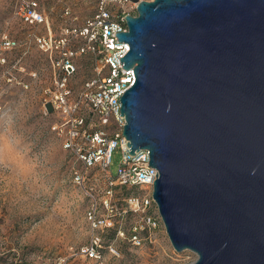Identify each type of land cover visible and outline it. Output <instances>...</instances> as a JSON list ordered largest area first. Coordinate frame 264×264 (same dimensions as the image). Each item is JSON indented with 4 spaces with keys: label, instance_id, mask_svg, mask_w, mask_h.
<instances>
[{
    "label": "water",
    "instance_id": "water-1",
    "mask_svg": "<svg viewBox=\"0 0 264 264\" xmlns=\"http://www.w3.org/2000/svg\"><path fill=\"white\" fill-rule=\"evenodd\" d=\"M136 81L121 97L130 153L193 264H264V0H129Z\"/></svg>",
    "mask_w": 264,
    "mask_h": 264
},
{
    "label": "rangeland",
    "instance_id": "rangeland-1",
    "mask_svg": "<svg viewBox=\"0 0 264 264\" xmlns=\"http://www.w3.org/2000/svg\"><path fill=\"white\" fill-rule=\"evenodd\" d=\"M39 1L54 34L63 26L84 25L97 13V0ZM17 3L0 0V42L8 34L20 43L5 53L6 63L0 64V264H60L63 260L66 264H193L194 252H177L172 246L157 206L149 213L158 218L159 226L151 234H141V246L130 240L139 213L124 217V237L116 229H93L87 218L92 203L88 192L92 188L99 203L104 200V173L94 170L91 175L96 181L91 179L85 188L74 182L73 167L79 163L64 149L53 128L58 116L44 102L43 91L53 85L54 69L29 37L39 28L16 17ZM66 7L71 8V17L65 15ZM77 62L79 72L71 81L76 94L96 76L98 66L92 55H83ZM121 160L117 148L110 167L113 177ZM133 193L150 190L126 192L117 187L116 202L125 207ZM108 214L102 208L99 217ZM97 236L103 254L98 261L80 252Z\"/></svg>",
    "mask_w": 264,
    "mask_h": 264
},
{
    "label": "built area",
    "instance_id": "built-area-1",
    "mask_svg": "<svg viewBox=\"0 0 264 264\" xmlns=\"http://www.w3.org/2000/svg\"><path fill=\"white\" fill-rule=\"evenodd\" d=\"M97 13L81 26H63L53 33L51 20L39 0H18L15 15L22 23L38 27L39 32L29 35L37 47L47 55L53 72V85L44 89V102L57 114L54 130L63 141V147L74 155L78 166L73 167V179L85 188L94 170H101L105 176L104 200L100 201L88 192L92 203L87 213L93 229H116L124 237V217L139 213V221L131 228L130 240L138 246L143 243L142 233L151 234L159 226L156 216L149 213L157 206L153 199V186L159 172L150 166L148 150H139L132 155L129 141L124 136L126 119L121 116V97L135 83L134 68L125 69L121 62L130 45L120 42L118 33L128 31L127 15H137L138 3L129 0H97ZM65 15H72L70 7ZM74 21L77 18L73 17ZM20 47L18 40L4 34L0 42V64L6 63L5 53ZM92 55L98 61L96 76L84 83L77 94L71 86L78 74V59ZM120 148L122 160L118 174L110 172L112 155ZM91 185V184H90ZM117 187L123 191L150 190L146 194H130L124 207L116 202ZM110 212L99 217L101 209ZM158 208V207H157ZM116 226V227H115ZM100 237L80 251L86 257L103 260ZM79 252V253H80ZM60 264H66V260Z\"/></svg>",
    "mask_w": 264,
    "mask_h": 264
}]
</instances>
